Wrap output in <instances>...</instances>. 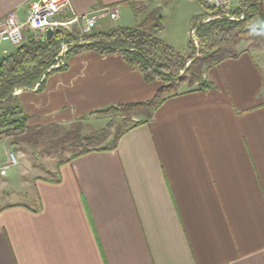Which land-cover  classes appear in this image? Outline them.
<instances>
[{
    "label": "crops",
    "instance_id": "0c3cea01",
    "mask_svg": "<svg viewBox=\"0 0 264 264\" xmlns=\"http://www.w3.org/2000/svg\"><path fill=\"white\" fill-rule=\"evenodd\" d=\"M34 1L0 0V23L10 13L25 21ZM138 1L69 0L56 19L119 5L122 23L106 17L95 31L135 26L124 19L138 16ZM196 1L171 8L185 12L187 36L194 17L207 12ZM245 1L232 0L228 11ZM84 22L63 29L79 35ZM14 46L0 41V57ZM259 46L242 40L236 56L205 68L210 87L181 83L114 149L61 164L59 182L37 179L34 205L0 208V264H264V50L252 51ZM64 60L43 91L17 92L33 126L83 121L95 110L150 99L162 85L118 52Z\"/></svg>",
    "mask_w": 264,
    "mask_h": 264
},
{
    "label": "trees",
    "instance_id": "16d2710c",
    "mask_svg": "<svg viewBox=\"0 0 264 264\" xmlns=\"http://www.w3.org/2000/svg\"><path fill=\"white\" fill-rule=\"evenodd\" d=\"M201 2L212 12L194 17L193 25L199 43L196 44L191 38L185 52L177 50L152 33L153 29L159 31L163 27V16L153 10L138 26H117L95 31L84 36L83 43L79 42L78 34L62 28L50 40L43 35L30 37L3 53L4 59L0 64V139L17 136L32 141L35 137L46 136L52 144L57 140V143L75 150L67 160L59 161V167L84 153L114 149L125 132L152 118L163 102L178 92L181 83H197L200 89L210 87L211 84L204 79V68L236 56V47L242 40L263 41L264 31L249 28V22L256 16L264 18V3L260 0H247L238 9L229 12L228 9L212 7L205 0ZM136 12L139 13L138 8ZM242 14L245 17L238 19ZM206 18L210 19L204 21ZM152 19L155 22L149 29L147 24ZM65 38L68 39L69 48L61 55ZM86 51L121 53L147 81H160L162 85L150 99L109 106L80 117L86 119L112 115L119 118L120 122L114 126V132H111L112 122L88 134L82 133L81 121L72 123L68 128L58 123L31 125V116L22 107L17 92L33 88L43 91L48 77L67 67L65 56ZM62 60L64 64L57 66ZM56 173L55 178L47 179L59 182V172Z\"/></svg>",
    "mask_w": 264,
    "mask_h": 264
},
{
    "label": "rangeland",
    "instance_id": "374dc122",
    "mask_svg": "<svg viewBox=\"0 0 264 264\" xmlns=\"http://www.w3.org/2000/svg\"><path fill=\"white\" fill-rule=\"evenodd\" d=\"M175 2H177V0H173V3L171 0L170 3L169 1L165 0L164 4L159 2L161 3V6L159 7L158 3V7L155 8L154 0H139L136 2V8L139 10L138 16L129 12L128 15H125L124 21L125 23L138 26L151 11L157 10L158 15L163 16V27L159 31L153 29L152 33L165 42L167 41L168 44L172 45L177 50L185 52L188 49L191 38L195 40L196 44H198L199 41L196 35V28L194 30V35L188 34L187 36L184 19L185 12L181 9H171ZM196 2L198 6H200V4L203 5L199 0ZM205 10L207 11L205 13L212 12L206 7ZM208 19L210 18H206L204 21H207ZM256 19L262 18L256 16L253 20ZM121 21L122 20L120 17L117 19L107 18V23L109 24L122 23ZM154 22L155 20L152 19L147 24V28L151 29ZM188 25L190 32L191 25ZM253 42L261 43V46L252 50L253 53L257 52L258 50H264V44H262L261 40ZM196 56H198V53ZM258 56L260 57L261 55L258 54ZM181 73L183 74L184 71ZM119 120V118H115L112 115H101V117L94 116V118H87L83 121L77 119L75 122L81 121L82 133L88 134L99 131L100 129L107 126L109 122L113 123L111 132H114V126L120 122ZM75 122H66L65 124L60 125L64 127L67 126L68 128L72 123ZM47 138L48 137L46 136H38L31 141L22 137L9 136L4 139H0V208L13 203L34 205L35 201L33 200L32 195L36 190L35 184L37 179L42 177L51 179L55 178L57 176L56 172L58 171L57 168L59 161H65L74 154L75 150L73 151L71 147L57 143V140L54 141V144L49 143ZM55 139L56 138L54 137L53 140ZM10 153H14L16 155L18 162L15 165L4 168L6 164H9Z\"/></svg>",
    "mask_w": 264,
    "mask_h": 264
},
{
    "label": "built area",
    "instance_id": "2783aa9c",
    "mask_svg": "<svg viewBox=\"0 0 264 264\" xmlns=\"http://www.w3.org/2000/svg\"><path fill=\"white\" fill-rule=\"evenodd\" d=\"M208 4L214 8L228 9L232 3V0H205ZM264 3V0H260ZM69 6V0H36L31 4L30 12L25 21L19 20L15 13L7 15L0 23V41L10 42L14 45H19L23 41L27 40L25 30L31 31V37H37L43 35L46 39V31L49 27L54 29V34L66 26L70 22L84 18L85 22L82 26L79 34V42H84V36H88L95 32L98 26L99 20L109 17L111 19H117L120 15L121 9L119 5H109L98 8H93L85 13L83 16H77L74 14L72 20L65 22L57 20L56 16L61 14L66 7ZM54 20L51 21L50 18ZM245 14H242L238 19H243ZM249 28L264 30V18L251 20L249 22ZM68 41V40H67ZM65 41L62 45L61 55H64L69 48V44ZM64 60L57 64H64ZM9 164H6L4 168L17 164L18 160L14 153H10ZM4 172V170H3Z\"/></svg>",
    "mask_w": 264,
    "mask_h": 264
},
{
    "label": "water",
    "instance_id": "95a60500",
    "mask_svg": "<svg viewBox=\"0 0 264 264\" xmlns=\"http://www.w3.org/2000/svg\"><path fill=\"white\" fill-rule=\"evenodd\" d=\"M50 20L53 21L54 18L51 17ZM53 35H54V29H53L52 27H49V28L47 29V31H46V39H47V40H50V39L53 37ZM67 40H68V39L65 38V41H67ZM3 59H4V56L2 55V56L0 57V64H1V62H2Z\"/></svg>",
    "mask_w": 264,
    "mask_h": 264
}]
</instances>
